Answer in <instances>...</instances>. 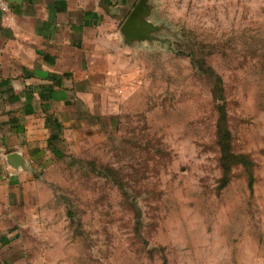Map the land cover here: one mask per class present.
Listing matches in <instances>:
<instances>
[{"label":"rangeland","instance_id":"374dc122","mask_svg":"<svg viewBox=\"0 0 264 264\" xmlns=\"http://www.w3.org/2000/svg\"><path fill=\"white\" fill-rule=\"evenodd\" d=\"M136 6L151 30L36 169L22 264H264V0Z\"/></svg>","mask_w":264,"mask_h":264},{"label":"crops","instance_id":"0c3cea01","mask_svg":"<svg viewBox=\"0 0 264 264\" xmlns=\"http://www.w3.org/2000/svg\"><path fill=\"white\" fill-rule=\"evenodd\" d=\"M0 10V264H22L15 245L37 167L54 140L87 119L119 57L137 0H5ZM15 153L17 159H10ZM11 255L12 259L10 258ZM5 260H2L1 256Z\"/></svg>","mask_w":264,"mask_h":264},{"label":"trees","instance_id":"16d2710c","mask_svg":"<svg viewBox=\"0 0 264 264\" xmlns=\"http://www.w3.org/2000/svg\"><path fill=\"white\" fill-rule=\"evenodd\" d=\"M220 122H219V125H218V141H219V145L221 147V164L223 166V169L225 171H228L229 170V164L231 163H235V158L238 162H240L248 171L249 173V186L251 185V182H252V175L250 174V171L249 169L247 168V164H248V161L247 159H245L244 156L240 155V156H234L232 153V158L231 159H228V139H229V136H230V133H229V130L226 128V127H223L222 126V121L224 120V113H221V118H220Z\"/></svg>","mask_w":264,"mask_h":264},{"label":"water","instance_id":"95a60500","mask_svg":"<svg viewBox=\"0 0 264 264\" xmlns=\"http://www.w3.org/2000/svg\"><path fill=\"white\" fill-rule=\"evenodd\" d=\"M137 6L133 10L131 14L127 16V18L124 20L121 30L125 33V36L128 40L136 38V37H143L151 30V25L141 20L136 13ZM10 159H17V155L15 153H12L9 155Z\"/></svg>","mask_w":264,"mask_h":264},{"label":"built area","instance_id":"2783aa9c","mask_svg":"<svg viewBox=\"0 0 264 264\" xmlns=\"http://www.w3.org/2000/svg\"><path fill=\"white\" fill-rule=\"evenodd\" d=\"M0 10L4 13L6 20H8L9 16L7 13L9 12V7L5 0H0Z\"/></svg>","mask_w":264,"mask_h":264}]
</instances>
